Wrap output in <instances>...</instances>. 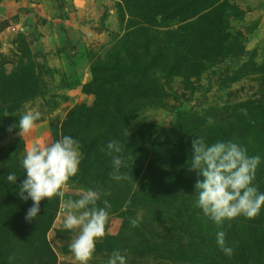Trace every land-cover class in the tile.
Returning <instances> with one entry per match:
<instances>
[{
  "label": "clouds",
  "instance_id": "1",
  "mask_svg": "<svg viewBox=\"0 0 264 264\" xmlns=\"http://www.w3.org/2000/svg\"><path fill=\"white\" fill-rule=\"evenodd\" d=\"M241 111L247 116V110ZM5 116H8L7 112ZM40 116L39 111H26L19 119V135L30 134ZM12 127L16 125L11 126L9 131ZM80 149L79 140L69 135H61L50 145L32 143L27 147L22 160L26 178L19 184V198L23 201L31 199L33 202L27 210L26 222L33 221L39 215L41 201L64 197L69 180L80 170ZM107 149L112 156L110 177L117 182L133 180V176L124 171L131 158L126 159L122 155L123 146L118 141H111ZM191 157L188 170L203 177L202 180L197 179L194 185L197 195L195 206L218 228H222L225 221L240 215L252 219L260 213L264 206V191L254 184L256 170L261 163L259 155H249L246 148L231 141L208 144L201 136L191 140ZM17 178L15 173H9L7 181L15 184ZM102 195L110 193L88 189L82 192L79 199L68 200L63 204V227L79 230L70 244V251L78 264H88L93 258L97 241H102L107 235L111 204L105 199L102 201L103 207L98 206ZM130 223L133 228L140 226L139 219H133ZM225 235L223 230L218 231L216 242L224 255L231 257L234 249L226 245ZM107 264H126V257L114 251Z\"/></svg>",
  "mask_w": 264,
  "mask_h": 264
}]
</instances>
